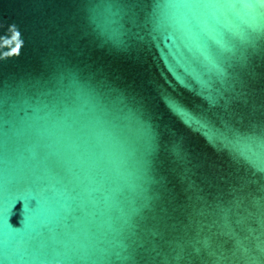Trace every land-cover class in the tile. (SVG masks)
Instances as JSON below:
<instances>
[{"label":"water","instance_id":"obj_1","mask_svg":"<svg viewBox=\"0 0 264 264\" xmlns=\"http://www.w3.org/2000/svg\"><path fill=\"white\" fill-rule=\"evenodd\" d=\"M0 264H264V0H0Z\"/></svg>","mask_w":264,"mask_h":264},{"label":"snow or ice","instance_id":"obj_2","mask_svg":"<svg viewBox=\"0 0 264 264\" xmlns=\"http://www.w3.org/2000/svg\"><path fill=\"white\" fill-rule=\"evenodd\" d=\"M19 47H20V45L18 44V45L16 46V48L13 49V51H18V50H19Z\"/></svg>","mask_w":264,"mask_h":264}]
</instances>
